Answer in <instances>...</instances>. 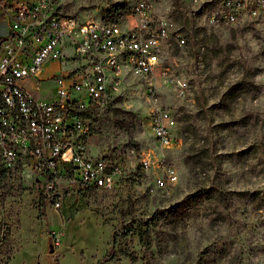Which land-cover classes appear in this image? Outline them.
Returning a JSON list of instances; mask_svg holds the SVG:
<instances>
[{"label": "rangeland", "instance_id": "rangeland-1", "mask_svg": "<svg viewBox=\"0 0 264 264\" xmlns=\"http://www.w3.org/2000/svg\"><path fill=\"white\" fill-rule=\"evenodd\" d=\"M116 1L62 0L83 20ZM171 16L186 44L172 39L165 58L190 83L180 98L175 84L156 79L176 119L171 147L150 126L146 78L125 72L121 94L90 112L88 148L114 155L130 180L114 190L66 192L55 208L49 199L41 206L33 173H11L0 183V264H96L111 247L116 257L105 264H264V8L244 24L213 13ZM53 86L43 81L38 90ZM143 155L151 164L136 181ZM165 166L176 168L178 181L159 188L155 177ZM130 224L147 229L143 241L137 231L123 235Z\"/></svg>", "mask_w": 264, "mask_h": 264}, {"label": "built area", "instance_id": "built-area-1", "mask_svg": "<svg viewBox=\"0 0 264 264\" xmlns=\"http://www.w3.org/2000/svg\"><path fill=\"white\" fill-rule=\"evenodd\" d=\"M263 8L264 0H117L103 16L83 20L66 12L62 0H0V166L8 174L33 173L55 208L66 192L122 186L131 173L112 154L90 153L91 121L83 112L121 94L125 72L143 75L150 126L158 143L171 147L176 119L156 79L175 84L180 98L190 91L175 59L165 58L169 41L186 44L171 13H213V20L244 24ZM43 81L53 88L38 90ZM150 164L143 155L136 181ZM177 181L173 166L155 177L159 188Z\"/></svg>", "mask_w": 264, "mask_h": 264}, {"label": "trees", "instance_id": "trees-1", "mask_svg": "<svg viewBox=\"0 0 264 264\" xmlns=\"http://www.w3.org/2000/svg\"><path fill=\"white\" fill-rule=\"evenodd\" d=\"M117 14H121V13H117ZM90 112L91 111H84L83 115L85 117H89L90 116ZM11 173H7L6 169H4L3 167L0 166V183L1 181H3V179L7 178L8 175H10ZM125 183V182H124ZM40 200H41V206L44 207L45 206V202L48 200L47 197L43 194L40 195ZM41 214H45V211L42 209ZM137 231L140 239L143 241L146 238V233H147V229H144L141 225L136 226L134 224H130L129 226H126L124 231H123V235H128L131 234L132 232ZM121 252L129 257L132 261H136L138 259V256L133 252V251H129L128 249H121ZM117 251L115 250V248L111 247L106 254L103 256L102 259L98 260L96 264H105L107 261L112 260L116 257ZM55 264H58V262H56ZM150 264V263H148Z\"/></svg>", "mask_w": 264, "mask_h": 264}, {"label": "water", "instance_id": "water-1", "mask_svg": "<svg viewBox=\"0 0 264 264\" xmlns=\"http://www.w3.org/2000/svg\"><path fill=\"white\" fill-rule=\"evenodd\" d=\"M55 250V247L52 243L49 244V252H53Z\"/></svg>", "mask_w": 264, "mask_h": 264}]
</instances>
